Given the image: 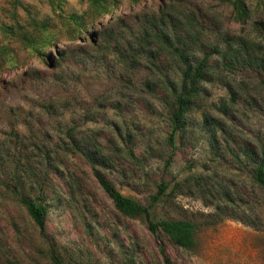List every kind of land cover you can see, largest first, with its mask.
Here are the masks:
<instances>
[{
  "label": "rangeland",
  "instance_id": "obj_1",
  "mask_svg": "<svg viewBox=\"0 0 264 264\" xmlns=\"http://www.w3.org/2000/svg\"><path fill=\"white\" fill-rule=\"evenodd\" d=\"M107 1L112 12L98 16L87 0H0V264H54L51 256L58 264H264V189L253 179L264 158L263 75L229 72L213 59L170 151L163 78L148 55L129 63L113 52L168 0ZM247 1V22L233 18L227 0H183L174 11L199 17L193 31L205 51L243 37L264 55L252 25L264 12ZM71 13L93 21L83 37H68ZM53 44L63 56L51 65L44 55L57 58ZM158 63L165 73L167 60ZM170 72L177 80L178 69ZM11 171L22 175L20 191L45 206L42 233L7 187ZM94 172L151 219L194 222L196 245L178 247L149 231L143 215L119 213Z\"/></svg>",
  "mask_w": 264,
  "mask_h": 264
},
{
  "label": "trees",
  "instance_id": "obj_2",
  "mask_svg": "<svg viewBox=\"0 0 264 264\" xmlns=\"http://www.w3.org/2000/svg\"><path fill=\"white\" fill-rule=\"evenodd\" d=\"M89 6L96 11V15H107L113 10L112 5L107 0H87ZM137 2L138 0H132ZM183 0H168L161 2L157 9V15L146 17L143 19V26L140 34L132 41L124 43L123 49H117V45L113 52L115 55H128V62L134 59H140L141 56L148 55V66L161 75L165 82L167 95L163 99L167 111V123L169 131L166 136V142L170 147V151L174 149V136L177 130L182 129L186 123V114L196 105V101L201 91L202 82L207 80L212 67V60L215 59L218 65L226 71L234 72L237 70L247 69L256 71L264 77V55H259L256 51L259 48L258 43L249 46L248 41L239 37L236 43L231 39L225 42L209 43V51H205L206 45L198 42L199 31L194 32L200 24L195 13L176 12L175 4H180ZM231 6L233 18L240 22H247L251 17V9L247 0H227ZM255 10L260 13L264 12V0H256ZM67 22L70 24L68 37H83L87 28L92 24V20L84 19L83 15L71 13L67 16ZM252 25L260 30L261 38H264V19L258 18L252 21ZM41 29H45V25H40ZM12 35H18L24 42L29 39L22 33L15 31L12 27H5ZM184 36H183V35ZM79 36V37H78ZM89 40H94V31L88 35ZM55 53L54 58L50 55H44L51 65H54L63 55L60 50L53 44ZM195 49L203 50L200 57H195ZM40 56V55H38ZM126 57V56H125ZM125 57H121L124 62ZM160 60H167L168 70L165 69L166 64L158 63ZM172 67L178 69V79L175 80L170 70ZM27 163L29 156L24 152L20 155ZM86 156L90 161L96 160V151L87 150ZM46 160H49L48 154H45ZM171 160V154L165 159V165ZM253 179L264 189V158L260 159L253 168ZM9 175V184L7 186L15 197L19 205H21L39 231H43V222L45 216V206L37 202L35 198H31L23 194L19 189V180L22 176L17 171H11ZM95 178L107 196L111 199L115 209L122 215L135 218L144 216L149 231L156 233L157 231L164 234L168 240L181 248L192 249L196 245V228L197 225L189 219L185 218H166L154 220L149 217L148 209L140 202L130 196L120 193L104 176L98 172H94ZM34 179L31 176V180ZM36 184V180H32ZM8 184V185H9ZM165 188L164 184L157 186V194H161ZM157 197L151 196L152 204ZM54 264H58L54 256H51Z\"/></svg>",
  "mask_w": 264,
  "mask_h": 264
}]
</instances>
